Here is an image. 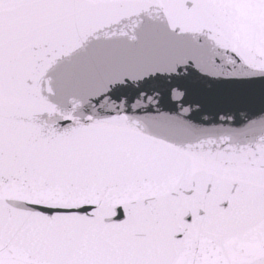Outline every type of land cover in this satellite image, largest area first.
Instances as JSON below:
<instances>
[{
    "label": "snow or ice",
    "instance_id": "6c2138e0",
    "mask_svg": "<svg viewBox=\"0 0 264 264\" xmlns=\"http://www.w3.org/2000/svg\"><path fill=\"white\" fill-rule=\"evenodd\" d=\"M0 264H264V0H0Z\"/></svg>",
    "mask_w": 264,
    "mask_h": 264
}]
</instances>
